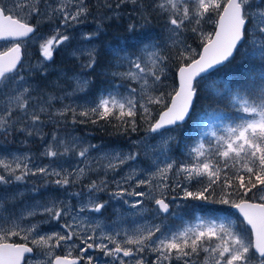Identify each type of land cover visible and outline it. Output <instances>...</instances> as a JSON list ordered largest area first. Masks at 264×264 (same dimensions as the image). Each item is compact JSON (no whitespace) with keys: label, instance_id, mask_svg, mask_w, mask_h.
I'll return each mask as SVG.
<instances>
[{"label":"snow or ice","instance_id":"obj_1","mask_svg":"<svg viewBox=\"0 0 264 264\" xmlns=\"http://www.w3.org/2000/svg\"><path fill=\"white\" fill-rule=\"evenodd\" d=\"M41 3L44 5L43 12ZM127 3L138 5L139 0H118L115 8L119 9ZM102 6L109 10L113 8L107 0ZM149 7L152 11L167 16L168 40L176 50L175 58L181 61L176 73L178 86L171 93L154 94L162 85L161 77L166 76L169 57L163 54L161 46L151 40L147 33L137 34L135 25H129L128 31L133 33L132 39L142 47L140 54L120 56L119 52L116 53L118 62L115 67L126 65L127 70L112 71L111 76L119 77L122 83L110 81L109 87L91 102L92 106L79 112L74 108H65L59 111L60 116L71 112L73 122H77V117H84L85 120H80L79 123L115 121L114 127L123 135L136 132L138 122L143 121L149 132L163 135L162 129L165 132L176 131L186 118H190L199 99L200 80L208 79L210 71L219 72L231 64L235 59L234 53L246 43L251 44L252 51H246L245 57L250 59L258 56L264 61V0H260L259 4L253 3V0H152ZM89 14L86 0H57L55 6L49 0H0V40L13 41L12 47L0 52V96L6 102V106L0 107V134L7 137L18 131L28 136L34 133L40 135L39 125L43 124L41 114L47 113L48 105L53 99L49 97L47 102H38L29 111L32 97L22 75L24 64L21 41L24 38L40 41L42 70L44 62L52 59L54 49L70 40L67 34L61 33V28L82 23ZM141 15L147 23L148 18L143 16V12ZM31 18H37V24H30L28 21ZM40 18L49 22L54 18L59 20L53 35L46 38L39 35ZM208 23H214V32L206 33L203 30V26ZM188 25L191 27L188 28ZM189 30L199 37V52L182 38L183 33ZM98 34L99 29L96 33L85 34L83 39L91 41ZM249 37L252 39L249 40ZM78 51L88 56V62L82 67L95 72L98 64L95 48ZM119 51L123 52L125 49L121 48ZM253 70L254 65L249 66L246 61L233 72V79L224 85L222 99L226 97L229 100L235 114L222 134L212 133L214 142L209 141L207 148L204 143L198 142L188 150L190 159L176 161L166 155L168 142L174 139L169 135L161 145L160 155L164 159L153 161L155 171L147 179L137 178L143 174V170L133 169L121 181H114L116 190L110 193L116 199L135 196L153 200L157 206L154 211L159 215L169 212L166 190L180 188L185 199L207 201L214 195L215 188L219 187L222 194L214 202L236 209L250 226V230L246 229L241 233L233 230L230 222L197 218L198 223L180 231H165L160 224H146L135 229L132 234L124 232L122 239L117 238L121 236L119 231L115 234L101 232L97 236L96 230L100 225L93 228V222L81 214L86 211L101 212L107 202H97L92 193L104 191L108 185L103 180L99 184L93 181L88 186V201L78 209L69 203L55 200L37 206L40 214L47 215L51 220H64L58 224L60 231L41 235L39 224L21 227L19 221H8L0 217V264H31L30 259H25L26 254L33 253V247L29 243L44 250L37 255H43L45 259H38L36 264H81L82 261L86 264H99V259L90 254L92 250L108 258L105 264H146L145 253L154 254L151 264H264V85L258 90L251 88L247 76ZM260 77L264 81V71H261ZM123 81H136L140 86L135 88L124 85ZM88 83L87 80H77L78 90H84ZM121 87H125V92L120 91ZM156 105L162 109L158 118L153 116V106ZM17 113L21 115L18 116ZM21 118L25 121V126L16 128L15 125ZM136 143L138 142L133 141V144ZM60 147L63 151H60ZM76 147L77 140L74 139L69 146L54 134L53 143L47 145L43 155L56 158L75 151ZM96 147H82L76 154L87 160L89 150ZM138 155V152H113L106 153L103 159L108 161L105 167L115 172L128 161H135ZM29 161L28 156H13L11 161L0 158V185L9 184L13 180L22 181L28 175H42L57 177L52 183L65 187L75 183L86 171V168H78L73 174L47 166L33 170L28 166ZM181 178L187 183L195 180L202 187L191 191ZM133 179L135 187L129 190V182ZM145 186L149 189L147 192L136 190ZM256 193L260 195L257 197ZM249 194H252L251 198ZM124 203L128 204L129 201L124 200ZM142 203L143 199L136 200L131 207L137 208ZM36 214V210H30L20 219ZM11 237H20L25 243L10 242ZM57 248H66L67 254L55 255ZM77 249L80 254L73 257L72 251ZM202 253L203 260L200 259Z\"/></svg>","mask_w":264,"mask_h":264},{"label":"rangeland","instance_id":"obj_2","mask_svg":"<svg viewBox=\"0 0 264 264\" xmlns=\"http://www.w3.org/2000/svg\"><path fill=\"white\" fill-rule=\"evenodd\" d=\"M145 4L140 2V6L133 5L131 3L123 4L119 9L115 8L118 0H107L108 3L113 5L111 10L103 7L105 0H86L89 7L90 14L87 18L79 24H73L68 28H61L62 34H67L70 40L64 44L59 45L53 51V56L50 61L44 62V68L40 69V61L42 57L39 54V42L37 39H28L21 42L22 51L25 56L23 60L24 71L22 75L27 81V87L30 88L32 99L29 102V111H32L37 103L47 102L49 97H53L48 105L47 113L41 114L42 125H39L40 135L33 134L28 136L24 132L14 131L12 134L5 137L0 134V158H7L9 161L12 160L13 156L30 157L28 162L29 168L35 170L37 167H49L56 168L58 171H65L68 173L75 174L76 169L86 168L85 174L80 176L75 183H72L65 187H60L55 183H52L57 177L54 176H42V175H28L22 181L13 180L11 183L6 185H0V217L7 219L8 221H19L21 227H27L30 224H39L40 234H50L53 231H60L58 224L59 222L51 220L47 215H42L39 212L38 205L50 203L52 201H63L74 206L76 209L80 207L82 203H86L89 198L88 186L95 181L97 184L100 181L107 182V189L104 191L93 192L92 196L99 203H106V206L101 212L96 213L92 211H86L81 216L87 220L93 222L91 226L96 227L97 224L100 228L96 230V235L99 236L101 232H107L115 234L121 232V236L118 239L123 238V233L127 232L132 234L135 229L146 224H160L162 230L165 231H180L187 226H192L198 223L197 218L203 219H216L217 222L223 221L225 223H231L233 230L242 232L240 226L237 223V219L233 215H226L219 211L216 212H205L202 215L200 212H193L190 214L184 213L182 208L184 207L186 199L184 198L183 191L180 188L175 190H166V202L169 203V213L156 214L154 211L156 205L153 200L140 198V197H129L125 196L123 199H116L110 196V193L116 190V184L114 181H121L123 177L127 176L133 169L137 171L143 170V174L137 178L147 179L151 172L155 171L153 161L158 158L163 160L164 157L160 155L161 145L165 139L170 135L174 137L170 140L167 145L166 155L171 160L183 161L190 159L188 156V150L190 147H194L198 142L204 143L202 137L208 138L215 141L212 133L220 135L223 133L224 127L228 124L225 123L224 118H218L214 120H206L202 127L198 129L199 137L196 142L192 143L183 153L176 152L172 146L177 140L178 133L176 131L165 132L161 130L163 135L160 133L148 132V130L141 131L137 136H125L119 135L120 132H116L114 135H118L119 138H109V141L103 140V136H99L93 133L92 129H98V123L93 124L91 122L79 123L80 120H85L84 117H77V122H73V116L71 112H67L64 116H60L58 113L60 110L65 108H74L79 112L83 108L92 106L91 102L95 101L100 93L107 87L109 82L115 84H121L119 77L113 78L111 76L112 71L124 72L127 70V66L124 65L120 68H116L117 64L116 53L119 52L120 56L140 54L142 45H139L135 39L131 40V47H124L125 36L130 35L128 31L129 25H135L137 34L147 33L151 40L157 42L163 49V54L175 58L176 50L171 47V43L168 40L169 31L167 26V16L160 15L157 12L152 11L151 0H143ZM8 2V0H6ZM19 2V0H17ZM53 6L57 0H49ZM253 3L259 4L260 0H253ZM141 5L143 7H141ZM41 11H44V5H40ZM135 9V10H134ZM71 10V9H70ZM143 16L148 18L147 23L142 18ZM20 15H23L21 13ZM129 17V18H128ZM121 19V25L124 27L122 32L123 36H112L111 29L105 28L111 20ZM215 20V16H213ZM30 24H37V18H31L28 21ZM59 24V20L54 18L51 22L40 18L38 33L41 37H49L53 35L56 26ZM188 28L191 26L188 25ZM99 29V34L94 35L91 41L83 39L85 34L96 33ZM214 23H208L203 26V30L206 33L214 32ZM103 31V32H102ZM106 32V33H105ZM103 34V35H102ZM110 34V35H109ZM133 36V33H131ZM192 48L200 51V40L199 37L193 34L190 30L185 31L182 36ZM252 37H249L251 40ZM106 41V49L113 53L112 60H107V52L99 53L100 44ZM147 42V41H146ZM12 44L10 42H3L0 44V51H4L10 48ZM95 48L97 52L98 64L95 72H91L89 69L82 67L88 62V56L82 54L81 49H92ZM124 48L125 51L120 52L119 49ZM251 52L252 46L250 43H246L243 48L236 53L237 61L241 60L245 63L244 59L251 60L258 58V56L251 57L250 59L245 57V52ZM75 53V55H74ZM73 59V62L68 63V60ZM175 61V60H173ZM168 64V61H167ZM169 67V68H168ZM172 68L167 65L165 69L166 76H162V85L154 92L155 95H160L161 92L168 93L170 85L169 83V72ZM86 73V74H85ZM107 73V74H102ZM212 73V72H211ZM88 76V77H87ZM91 78H99L98 87L95 92H87L88 84H90ZM110 78V79H109ZM77 80H87L89 83L84 87V90H78ZM124 85H131V87L139 88V83L136 81H123ZM202 89L208 92L212 90L214 94H219L218 81L215 77L208 76L206 80H200ZM264 85V81H261L256 87L260 88ZM125 87H121L120 91L125 92ZM6 106L5 98L0 96V107ZM161 109L159 105L153 106V115L158 113ZM234 111V110H233ZM55 114V115H53ZM16 115H21L17 113ZM94 119V117L92 118ZM105 123V122H103ZM141 123L145 124L143 121ZM107 127H111L112 124H107ZM25 121L21 118L20 121L15 125L16 128L24 127ZM112 129L116 130V127L112 126ZM106 131V130H105ZM14 133H17L15 135ZM58 140H63L66 144L71 146V142L77 140V147L75 151H70L64 156H58L51 158L43 155L45 148L48 144L53 143V135ZM18 136V139L15 137ZM41 136L43 138H41ZM131 140V141H130ZM133 141L138 143L133 144ZM88 145H96V148L90 149L88 152L87 160H83L76 153L82 147ZM204 145H206L204 143ZM57 147H59L57 145ZM206 147V146H205ZM22 148V149H21ZM60 151L63 148L60 147ZM119 152L128 154L130 152H138L139 155L135 161H128L127 164L121 165L115 172L107 169L105 165L107 160L103 159L106 153ZM14 166V165H13ZM87 166V167H86ZM163 165L161 164V167ZM2 173V169H0ZM19 174V173H17ZM171 175V174H170ZM71 179V177H70ZM183 182V179L181 178ZM129 190L135 187V179L129 182ZM155 184L156 181H153ZM171 184L172 181H169ZM189 190L193 191L195 188V180L191 183L183 182ZM137 191L143 190L147 192L149 189L145 186L143 189H136ZM79 193L80 195H73ZM257 197L260 193H256ZM159 198V193H157ZM143 199V203L137 208H132L131 204L136 200ZM124 200H128L129 203L125 204ZM30 210H36L37 214L34 216H28L21 220L22 215L26 214ZM244 225V223H243ZM242 226V225H241ZM8 227V224H5ZM243 229H247L246 226H242ZM159 235V233L157 234ZM31 239V238H30ZM24 241L20 237H11L10 241ZM34 246V245H33ZM111 247V245H109ZM44 250L38 249L34 246L35 255L32 257L31 264H36V261L44 260L43 255H37ZM64 256L67 254L66 248L55 249V255ZM79 250H73L72 256L79 255ZM91 255L99 259V264H105L108 258L103 257L102 253L92 250ZM146 264H151V261L155 258L154 254L145 253ZM204 254H201L200 259L203 260ZM131 260V258H124ZM81 264H86L82 261ZM134 264V262H133ZM176 264V262H174Z\"/></svg>","mask_w":264,"mask_h":264},{"label":"trees","instance_id":"obj_3","mask_svg":"<svg viewBox=\"0 0 264 264\" xmlns=\"http://www.w3.org/2000/svg\"><path fill=\"white\" fill-rule=\"evenodd\" d=\"M140 2L145 4L143 0H139V6H140ZM107 26H105V28H107V30L108 28L111 29V32H112L111 34H113L112 35L113 37L116 35L118 36L124 35L122 32L124 27L121 25L120 18L117 20H111L110 23L107 24ZM135 31L136 33L138 32L136 28H135ZM126 32H129V31H126ZM131 40H132V35L130 33V35L125 36L124 47L125 46L131 47L130 46ZM106 43H107L106 41H103L100 44L99 53H104L105 51H108L106 49V45H105ZM234 56H235V59L232 61L231 64L227 65V67H224L219 72L213 71L212 73L209 74V76H212V78L215 77V79H217L218 86H220L218 89L220 92L219 94L217 95L214 94L212 90H208V92L205 91L204 89H202V86H201L202 84L199 83V86H198L199 99L195 103V107L190 114V118H187L186 121L183 123V125L178 130H176V132L178 133V136H177V140L175 144H173L171 148L172 151L173 149H176V152H178L179 154L183 153L187 148L191 146L192 143L196 142L199 137L198 129L203 126L206 120L212 121L214 119L223 117L225 119V123L231 122V118L234 116L235 113L229 103V100L226 97L222 99V96L224 94V85L228 81L233 79V75H232L233 72H235L240 67V65L243 64L242 60L241 62L237 61L236 53ZM107 57H108L107 60L114 59L113 53L110 51L107 52ZM244 60L245 62L247 61L249 66L254 65L253 72L251 73V75H248L247 78H248L249 84L251 85V88L253 90H258L259 88H257L256 86L262 81L260 77V73L261 71H264V61H261L259 57L251 59V60H247V59H244ZM71 62H73L72 59L68 63H71ZM180 63L181 61H178L177 59H172L171 57H169L168 59L167 65H169L170 68H172L168 74L169 76L168 84L170 85L168 93L173 92V90L176 88V71ZM90 80L91 81H90V85L88 88V92L92 91L94 93L95 89H97L98 87L99 78H94V79L91 78ZM161 110L162 109H160L158 113L157 114L155 113L153 116L155 118H158V114ZM103 122L104 121H100L98 123V127H97L98 129H92L91 131L93 133L98 134L99 136H103V140L105 141H109L110 140L109 138H112V139L119 138L117 137L118 135H114L116 132H119L117 128L116 130L111 128L112 126H114L115 121H113L112 123H107V124H112L111 127H107V125H105V123ZM147 128H148L147 124H143L141 123V121H139L137 131L134 133H129L128 136H137L139 135L141 131L147 130ZM14 134L17 135V133H14ZM119 135H123V134L120 133ZM15 139H18V136L15 137L14 140ZM202 141H204V143L206 144L205 148H207L208 142L212 140L202 137ZM201 187L202 185L200 183H195V188H193V191H197ZM221 194L222 193H221L220 188L216 187L214 195L210 197V199L207 201L193 200L191 198L186 199L185 203H183L184 207L182 208V210L184 213H187V214H190L191 210H194L193 212L195 213L200 212L202 215H205V212L208 213V212H216V211H219L226 215H233L238 220L237 223L240 226V230L244 232L245 229L242 228V226H244L243 222L237 215H234V213L231 211V206L214 202L215 200L219 199ZM251 196L252 194H249V198H251ZM233 198H236V197H233Z\"/></svg>","mask_w":264,"mask_h":264},{"label":"flooded vegetation","instance_id":"obj_4","mask_svg":"<svg viewBox=\"0 0 264 264\" xmlns=\"http://www.w3.org/2000/svg\"><path fill=\"white\" fill-rule=\"evenodd\" d=\"M10 242H14V243H25V241H14V240H11ZM29 246H31V244L29 243ZM35 255V253H34V247H33V253H31L30 255L29 254H26V256H25V259L26 260H32L33 258V256ZM60 256H62V254L60 255Z\"/></svg>","mask_w":264,"mask_h":264},{"label":"water","instance_id":"obj_5","mask_svg":"<svg viewBox=\"0 0 264 264\" xmlns=\"http://www.w3.org/2000/svg\"><path fill=\"white\" fill-rule=\"evenodd\" d=\"M26 39V38H24ZM23 39V40H24ZM4 41H12V40H0V42H4ZM211 72V71H210ZM199 79V78H198ZM176 81H177V86H178V80H177V77H176ZM187 119V118H186ZM186 121V120H185ZM233 209V208H232ZM236 213H238V215L243 219V217L241 216V214L236 210V209H233ZM244 221V220H243ZM245 222V221H244ZM246 224V222H245ZM247 225V224H246ZM247 227L250 229V226L247 225Z\"/></svg>","mask_w":264,"mask_h":264},{"label":"bare ground","instance_id":"obj_6","mask_svg":"<svg viewBox=\"0 0 264 264\" xmlns=\"http://www.w3.org/2000/svg\"><path fill=\"white\" fill-rule=\"evenodd\" d=\"M129 18V17H128ZM105 27V26H104ZM108 27V26H107ZM214 31H215V29H214ZM103 32V31H102ZM237 53V52H236ZM234 55H235V53H234ZM73 60V59H72ZM70 61V60H69ZM85 68V67H84ZM169 68V67H168ZM121 71V70H120ZM176 71V70H175ZM211 72H213V71H211ZM210 72V73H211ZM86 74V73H85ZM88 77V76H87ZM110 79V78H109ZM90 84H88V86H89ZM88 92V91H87ZM90 92V91H89ZM92 92V91H91ZM131 141V140H130ZM22 149V148H21ZM102 192V191H101ZM231 211L234 213V215H237L240 219H241V217L238 215V213H236L233 209H232V207H231ZM169 213V212H168ZM31 244V243H30ZM30 247H34L32 244H31V246Z\"/></svg>","mask_w":264,"mask_h":264}]
</instances>
